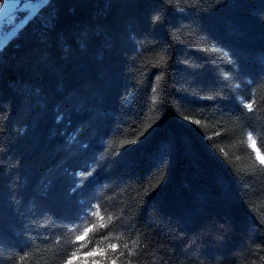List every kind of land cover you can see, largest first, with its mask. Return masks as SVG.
<instances>
[{"label":"trees","instance_id":"trees-1","mask_svg":"<svg viewBox=\"0 0 264 264\" xmlns=\"http://www.w3.org/2000/svg\"><path fill=\"white\" fill-rule=\"evenodd\" d=\"M262 138L264 0H46L0 47V264H264Z\"/></svg>","mask_w":264,"mask_h":264},{"label":"snow or ice","instance_id":"snow-or-ice-1","mask_svg":"<svg viewBox=\"0 0 264 264\" xmlns=\"http://www.w3.org/2000/svg\"><path fill=\"white\" fill-rule=\"evenodd\" d=\"M165 3H167V0H165ZM4 10H5V0H0V12H3ZM158 21H159V17L158 16L154 17V22H158ZM225 56H227V53H225ZM243 107L247 108L249 112L253 111V104L252 103H245V104H243ZM193 122L196 124L200 123L199 120H196ZM217 134H219V133H217ZM247 139L249 141H252L253 146H255L253 131H249L247 133ZM261 146H264V138H262ZM220 152L224 153V149L221 148ZM224 155L226 156L227 153H224ZM257 159L259 160V163L261 165H264V155H261L260 152H257ZM105 211L107 212L108 210L105 209ZM30 215H32V214L30 213ZM93 217H98L100 221L104 220V216L101 215V205L99 202H95V201L89 202V203H87V205L85 207H82L81 211L76 216V218L68 222L66 230L69 232H76L79 229V226L84 225V229H83L84 235H87V233L92 230V228L88 227V225H92L94 227L95 224L97 223L96 220L92 219ZM38 218H40V214L32 216L33 220H36ZM107 219L109 222H111L113 219V216L111 214H109L107 216ZM99 227L105 228L106 225L103 223H100ZM127 230L128 229L126 227H124V226L121 227V232L127 231ZM102 235L105 239L110 238V232H104ZM76 239L80 240L81 236H77ZM115 239L119 240V235H117L115 237ZM0 243H2V240H0ZM130 243H131V247H130ZM130 243L125 242L123 244V248L127 251V257H128L127 264H133L131 257L134 255H137L139 253V250H140L139 238L132 240ZM30 247L31 246H29L28 249L23 250L24 255L27 254V251L30 250ZM107 247L111 248L113 250V252L115 253L117 248H118V244L117 243H109L107 245ZM89 254H91V253H89ZM24 255H21V259L24 258ZM76 255H77V252H73L72 256L68 258V261L66 262V264H71L72 257H74ZM124 255H125V252H123V251L119 253V256H124ZM118 258L119 257H117V259ZM113 264H115V261H113Z\"/></svg>","mask_w":264,"mask_h":264},{"label":"rangeland","instance_id":"rangeland-1","mask_svg":"<svg viewBox=\"0 0 264 264\" xmlns=\"http://www.w3.org/2000/svg\"><path fill=\"white\" fill-rule=\"evenodd\" d=\"M32 1V0H31ZM40 2L39 6L45 2L46 0H35ZM34 3H28L27 5L24 3L23 0H5V10L0 12V19L1 18H14L12 20H8V22L0 23V47L6 42L10 37L15 35L18 30L21 28L26 20L37 10L36 7L34 8ZM34 8V9H33ZM28 12L27 16H23L18 20H15V17L20 14H25ZM20 13V14H19ZM18 21V22H17ZM8 25L10 26H7ZM5 26V27H4ZM5 28H8L7 31L4 32ZM77 260H71V264H76Z\"/></svg>","mask_w":264,"mask_h":264},{"label":"crops","instance_id":"crops-1","mask_svg":"<svg viewBox=\"0 0 264 264\" xmlns=\"http://www.w3.org/2000/svg\"><path fill=\"white\" fill-rule=\"evenodd\" d=\"M40 1H42V0H40ZM24 3H25L26 5H27L28 3H34V6H33L34 8L38 7L39 4H40V2L35 1V0H32V1H31V0H26V1H24ZM34 8H33V9H34ZM19 14H20V13H19ZM27 15H28V12H26L25 14L22 13V14H20V15H17V16L15 17V20H18L19 18H21V17H23V16H27ZM12 19H14V18H11V17L8 18V19H7V18H5V19H4V18H1V19H0V23H4V22L6 23V22H8V20H12ZM17 22H18V21H17ZM7 26H10V25H8V23H7ZM4 27H5V26H4ZM20 27H21V26H20ZM7 29H8V28H5L4 32L7 31Z\"/></svg>","mask_w":264,"mask_h":264}]
</instances>
